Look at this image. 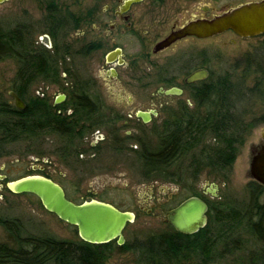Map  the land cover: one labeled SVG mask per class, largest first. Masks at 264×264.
<instances>
[{
  "label": "flooded vegetation",
  "instance_id": "flooded-vegetation-1",
  "mask_svg": "<svg viewBox=\"0 0 264 264\" xmlns=\"http://www.w3.org/2000/svg\"><path fill=\"white\" fill-rule=\"evenodd\" d=\"M9 1L11 0L4 3ZM35 1L41 10L38 20L19 22L14 27L6 26V29L22 33L24 44L29 47L32 58L42 62L44 54L47 55L49 65L59 76L57 80H50L48 75L38 74L37 80L27 89L26 98H21L25 103V108L21 111H27L28 98L35 97L48 104L57 118H68L67 122L73 124L75 142L71 145L58 133L39 134L37 138L39 141L50 136L59 139L60 145L55 152L61 160L68 163L79 160L80 157L84 159L85 156L95 158L103 145L111 146L115 151L127 148L137 158L140 151L151 156V141L157 139L154 131L161 129L166 120L171 123L175 117L209 115V96L218 94L221 76L219 56L217 51L209 53L207 49L199 47L198 42L217 41L222 35L206 40L189 37L158 53L155 52V47L187 21L212 18L219 10L204 7L203 10L194 9L188 11L187 15H179L173 20L170 32L162 37L159 35L156 39V34L153 33L155 23H164L160 10L167 0H91L88 4L84 0H69V3L62 0ZM201 13L209 16H202ZM168 52L171 53L170 56L158 60ZM95 59L99 60V66L97 65L98 73L94 77L87 78L75 69V61L87 62ZM7 60L15 62L12 58L5 61ZM198 71H207L208 75L201 80L187 82L188 78ZM19 72L18 67L11 89ZM40 83L45 87L55 85L60 89L54 101H51L44 91L39 95L32 93L35 85ZM169 90L177 91L167 95ZM10 92L16 93L13 90ZM204 97H208L207 102H204ZM108 99H111L114 105H110ZM213 103L212 106L216 107L217 101ZM140 114L148 116L140 117ZM159 118L161 121L154 125ZM151 125L154 128L145 131V126ZM134 126L136 127L133 128ZM91 136L94 139L89 141ZM71 140L70 136L68 141ZM263 142L264 133L263 139L257 145L250 146L251 160ZM142 170V179L151 182L152 177L147 174V169L143 167ZM8 183V177L0 174L1 193L9 191ZM253 183L264 188V185L255 181L250 186ZM164 184L167 185L152 184V187L165 194L172 183ZM60 185L68 196L69 188L62 182ZM210 188L216 202L223 200V196L219 197L217 194L219 187L216 183L210 185ZM209 191V188L205 189V193ZM247 191L249 194L248 189ZM177 195L178 192L174 196L169 195L167 203L162 202L159 197L150 205V210L144 208L151 216L158 209L162 214L159 222L169 227L170 232L151 234L145 240L137 237L129 240L125 232L137 219L134 213V222L129 223L124 230L125 244L121 246L117 240L110 242L115 244V250L106 264H116L114 255L118 251L137 255L135 261L129 264H251L252 250L249 249L254 242L248 243L243 249L232 248L239 255L223 256L224 247H217V253L213 255L212 251L205 252L206 248L200 246L203 241L196 237H199L201 231L209 224L210 200L202 193L179 202ZM262 195L261 202L264 203V194ZM147 196L154 199L149 193ZM191 197L202 199L208 205L209 211L207 225L195 234L188 235L177 232L167 221L164 212L172 211ZM172 236L177 238L174 243H179L178 252H171L169 249V239Z\"/></svg>",
  "mask_w": 264,
  "mask_h": 264
},
{
  "label": "trees",
  "instance_id": "trees-1",
  "mask_svg": "<svg viewBox=\"0 0 264 264\" xmlns=\"http://www.w3.org/2000/svg\"><path fill=\"white\" fill-rule=\"evenodd\" d=\"M24 42L21 32L8 31L6 26H0V63L8 58L15 60L20 72L12 90L25 99L27 89L37 80L38 74L48 75L50 80H57L59 76L49 65L47 55L44 54L42 62L32 58ZM252 64L248 58V67L251 68ZM259 64L254 71L256 82L252 88L245 86L244 77L236 83L230 74L220 76L218 94L209 96L208 116L175 117L171 123L166 120L161 129L154 131L157 141L154 147L151 145V156L139 152L142 169L145 167L152 178L182 185L190 193H193V184L203 173L229 179L248 137L255 128L264 124V115L249 116L251 110L245 109L244 101L238 98L242 93L264 94V64ZM207 98L204 97V102ZM213 101H217L216 107L212 106ZM28 103V110L21 111L0 94V159L12 153L10 148L13 145L39 142V134L58 133L67 144L75 142V129L67 122L68 118H57L51 107L38 98L29 97ZM70 136L72 140L69 142ZM187 161L186 167L176 166ZM189 182L192 183L191 188L187 187ZM248 190L249 199L244 203L226 196L219 202L209 201V224L196 239L202 240L200 246L206 248L205 252L212 251V255L217 253V247H224L223 256L227 257L239 255L232 248H242L254 242L251 264H264V203L261 202L264 188L253 183ZM74 202L78 203L77 200ZM0 225L14 241L13 246L0 244V264H106L115 250L113 243L91 245L49 235H33L21 222L3 215H0ZM176 239L173 236L169 239L171 252L179 250V243H174Z\"/></svg>",
  "mask_w": 264,
  "mask_h": 264
},
{
  "label": "rangeland",
  "instance_id": "rangeland-1",
  "mask_svg": "<svg viewBox=\"0 0 264 264\" xmlns=\"http://www.w3.org/2000/svg\"><path fill=\"white\" fill-rule=\"evenodd\" d=\"M62 1L69 3V0ZM90 1L84 0L86 4ZM248 1L256 0H167L163 5V9L160 10V17L164 23H155L153 33L156 34V39L159 38V35L162 37L168 34L173 20L179 15H187L188 11L194 9L203 10L204 7H214L219 10V13L221 8L227 4L237 5ZM26 11L29 14L25 13ZM201 14L202 16H209L206 13ZM40 15L41 10L37 1L11 0L8 3L0 5V26L14 27L19 22L38 20ZM198 45L203 49H207L209 53L217 51L219 56V73L221 75H232L236 83L244 77L246 80L245 86L247 88L254 87L256 82L255 68L260 66L259 62L264 64V35L252 39H241L233 33H226L217 41L198 42ZM181 47L183 48V46ZM170 55L171 53L168 52L160 56L158 60H164ZM248 58H251L253 61L251 68L247 65ZM98 61L97 59L87 62H83L82 60L75 61V69H78L87 78L94 77L98 73ZM237 66L239 67L237 68ZM17 70L18 65L13 60L0 63V94L11 104L14 101L10 95V91H12V81ZM43 91L51 101H54L60 89L55 85L45 87L43 83H40L35 85L32 93L39 95ZM133 91L135 92L136 89H133ZM238 98L240 101H244L245 109L251 110V115L249 113V116L256 114L257 117H260L264 115L263 93L260 96L258 94L251 95L246 93L244 95L242 93ZM108 101L110 105H114L111 99H108ZM160 121V118L157 119L154 125ZM145 128V131L148 132L150 128L154 127L151 125L145 126ZM263 133L264 125H259L253 130L241 149L232 173L228 177L229 179L224 180L222 176L217 177L216 175L203 173L193 184V193L183 189L182 185L174 182L169 185L170 189L165 194L156 190L152 187V184L164 186L167 185L164 184L167 182L156 177L151 178V182L144 181L142 179L143 170L139 159L134 153H130L127 148H123L122 151H115L111 146L103 145L95 158H92L93 156H85L84 159L80 157L79 160H72L66 163L55 152L60 142L59 139L53 136L32 145L29 142L13 145L10 148L12 153L0 159V174H5L9 182L27 177L28 175L48 177L58 184H61V182L65 184L69 188L68 197L73 201L77 200L78 203L91 200L104 201L122 211L133 212L137 215V219L135 223L128 227L125 235L129 240H133L135 237L145 240L151 234L157 235L167 231L170 232L169 227L159 222L162 214L158 209L154 211V215L152 216L148 215V212L144 210V208L150 210V205L155 203L159 197L162 202L167 203L168 196H174L178 192L177 196L180 202L195 193H203L205 198L215 201L216 199L210 193L212 191L210 185L216 183L219 187L217 191L219 197L226 196L239 203L246 202L249 199L247 189L253 182L249 177L250 146L251 144L257 145L263 139ZM92 139H94L92 136L89 137V141ZM156 141L157 139H152L153 143L151 145L153 147L156 145ZM188 163V161L181 162L182 165L177 164L176 166L186 167ZM187 187L191 188L192 183L189 182ZM206 188L210 190L207 193H205ZM147 193L152 195L154 199L149 198ZM0 215L21 222L24 228L33 235H49L60 240L80 241L75 227L61 221L57 216L46 211L41 201L30 194L14 195L7 190L2 193L0 192ZM5 243L13 245L14 241L7 230L0 225V244ZM252 249L253 246H250L249 250ZM119 252L114 255L116 264L132 263L137 256L131 253Z\"/></svg>",
  "mask_w": 264,
  "mask_h": 264
},
{
  "label": "water",
  "instance_id": "water-1",
  "mask_svg": "<svg viewBox=\"0 0 264 264\" xmlns=\"http://www.w3.org/2000/svg\"><path fill=\"white\" fill-rule=\"evenodd\" d=\"M6 1L0 0V5ZM226 32H232L241 39L264 35V0L227 4L212 18L189 20L159 42L155 52L164 51L189 37L206 40ZM207 75V71H198L187 82L201 80ZM176 91L169 90L166 94H174ZM10 95L15 107L23 110L25 103L21 98L14 92H10ZM146 116L140 114V117ZM249 175L252 181L264 185V142L251 160ZM7 189L14 195L30 194L37 197L46 211L75 227L81 240L91 245H104L115 240L119 245H124V230L135 220L134 213L122 211L106 202L91 200L76 203L67 196L60 184L44 176H27L11 181ZM208 211L209 207L202 199L191 197L172 211L164 212V215L177 232L190 235L207 225Z\"/></svg>",
  "mask_w": 264,
  "mask_h": 264
}]
</instances>
